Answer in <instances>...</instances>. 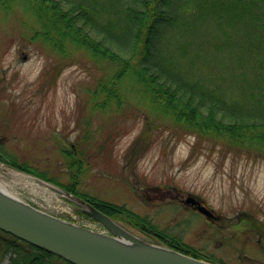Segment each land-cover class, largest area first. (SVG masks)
<instances>
[{"label":"rangeland","instance_id":"1","mask_svg":"<svg viewBox=\"0 0 264 264\" xmlns=\"http://www.w3.org/2000/svg\"><path fill=\"white\" fill-rule=\"evenodd\" d=\"M36 27L18 2L7 12L0 10V153L63 184L77 171L79 192L124 204L153 222L171 214L158 215L134 191L172 185L197 193L222 214L226 237L221 245L205 244L202 231L195 236L186 229L182 239L213 252L215 262L264 264V149L199 136L153 109L132 81L119 88V102L102 104L104 95L93 93L112 66L75 47L65 57L57 54L30 39ZM73 157L80 166L71 163ZM32 176L0 160V183L12 194L102 230ZM0 243V264H8L17 254ZM47 264L68 263L54 259Z\"/></svg>","mask_w":264,"mask_h":264},{"label":"trees","instance_id":"2","mask_svg":"<svg viewBox=\"0 0 264 264\" xmlns=\"http://www.w3.org/2000/svg\"><path fill=\"white\" fill-rule=\"evenodd\" d=\"M15 2L35 19L31 40L63 57L72 47L82 49L112 66L93 93L104 95L102 104L119 102V88L132 81L153 109L199 136L264 149V0H0V10ZM0 160L49 179L1 153ZM71 163L80 166L75 157ZM77 173L68 184L53 182L112 218L118 213L134 226L146 222L123 204L79 193ZM0 235L17 254L8 264L61 259L9 233ZM172 247L201 258L188 247Z\"/></svg>","mask_w":264,"mask_h":264},{"label":"water","instance_id":"3","mask_svg":"<svg viewBox=\"0 0 264 264\" xmlns=\"http://www.w3.org/2000/svg\"><path fill=\"white\" fill-rule=\"evenodd\" d=\"M79 206L100 223L98 231L36 207L0 187V230L72 264H222L148 241L114 221L87 200L60 186L32 176Z\"/></svg>","mask_w":264,"mask_h":264},{"label":"flooded vegetation","instance_id":"4","mask_svg":"<svg viewBox=\"0 0 264 264\" xmlns=\"http://www.w3.org/2000/svg\"><path fill=\"white\" fill-rule=\"evenodd\" d=\"M149 191L141 188L140 191L136 190L133 193L145 201L148 200L144 203L156 207L158 215L171 214L169 218L163 217L160 221L153 222L152 218L147 217V215H140L135 212L145 219L146 222L142 226H134L130 219L123 214L117 213L113 218L127 228L133 227L139 235L147 240L169 246H181V248H185L184 250L189 248L199 256L213 260V252L205 253L203 250L192 247L191 244L182 239L181 231L188 229L195 236L197 232L202 231L206 240L205 244L211 243L213 240V242H220L219 245H221L224 237H226L223 233L226 221H224L222 214L210 206L201 195L172 185H164L161 188L151 187ZM194 216L200 220L196 221L193 219ZM217 238L219 239L216 240Z\"/></svg>","mask_w":264,"mask_h":264},{"label":"bare ground","instance_id":"5","mask_svg":"<svg viewBox=\"0 0 264 264\" xmlns=\"http://www.w3.org/2000/svg\"><path fill=\"white\" fill-rule=\"evenodd\" d=\"M0 187H1V189L5 190V191L10 192V191H9L6 187H4V185L1 184V183H0Z\"/></svg>","mask_w":264,"mask_h":264}]
</instances>
